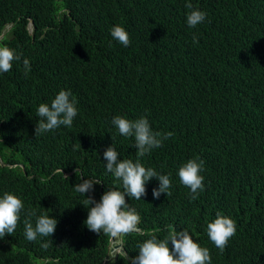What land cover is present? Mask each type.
Masks as SVG:
<instances>
[{
  "label": "trees",
  "instance_id": "1",
  "mask_svg": "<svg viewBox=\"0 0 264 264\" xmlns=\"http://www.w3.org/2000/svg\"><path fill=\"white\" fill-rule=\"evenodd\" d=\"M192 10L206 13L195 28ZM115 25L130 46L113 40ZM0 46L20 56L0 73V197L13 193L24 206L14 233L0 238V264H102L110 234L87 228L84 201L123 191L105 168L107 147L136 160L116 115L173 133L141 158L169 175L171 194L155 199L152 178L141 200L126 197L153 231L123 235L124 254L108 264H131L139 244L173 229L208 248L211 264H264V0H0ZM60 90L76 101L72 126L35 136L38 106ZM189 159L204 161L196 199L178 176ZM88 178L101 183L84 196L74 186ZM31 211L57 219L51 237L26 239ZM217 213L237 228L223 252L207 235Z\"/></svg>",
  "mask_w": 264,
  "mask_h": 264
},
{
  "label": "clouds",
  "instance_id": "2",
  "mask_svg": "<svg viewBox=\"0 0 264 264\" xmlns=\"http://www.w3.org/2000/svg\"><path fill=\"white\" fill-rule=\"evenodd\" d=\"M188 9H193L190 2L185 4ZM206 18V13L200 10H192L187 14L186 23L190 28H195ZM28 29L33 31L32 22H29ZM6 28L11 27V23L6 24ZM2 36V35H1ZM113 40L118 41L125 47L130 46V37L124 27L115 25L111 29ZM193 42L197 43L196 38ZM20 60V56L14 49L7 46H0V73H7L12 69L13 61ZM25 71H30L28 59L23 60ZM70 90H60L51 104L41 103L37 109V116L40 118L35 126V136L54 130L60 126L71 127L74 118L78 114L76 101L71 99ZM112 124L118 129L120 135L124 137H134L136 149V160L119 159L120 153L113 144L103 152V159L106 161L105 168L109 173L122 182L123 191L116 188L107 189L100 197L99 201L91 195H87L84 206L88 208L85 224L87 228L95 233L101 230L109 235L105 258L114 259V251L124 254L123 235L133 232H152L141 227L140 215L129 206L126 197L141 200L146 195V185L152 178L159 181L158 188L153 189V197L159 199L161 194L169 196L171 193V180L169 175L160 174L151 167H145L141 163V158L150 154L155 148L162 146L163 141L170 138L173 133L161 134L154 132L146 117L130 120L121 115H116L112 119ZM3 164V162H1ZM204 170V161L199 159H189L182 164L178 170L180 182L188 187L191 198L196 199L200 192L204 191V177L200 174ZM71 172H67L69 174ZM78 175V173H77ZM82 175L80 176V180ZM101 183L99 180L88 178L74 186L75 191L86 196L94 192V185ZM22 200L15 194L5 192L0 197V238L5 235H12L17 228L20 213L23 209ZM36 217L35 226L30 219H25V236L29 241H35L37 236L51 237L57 226V219L45 214L37 216L35 211L29 213ZM236 223L226 215L217 213L216 218L207 224V235L210 241L220 252H223L229 243L230 238L236 234ZM118 237V238H117ZM119 244V248L116 245ZM171 244V247L169 246ZM47 248L48 245L44 244ZM138 255L131 259V264H211L210 251L206 247H201L187 229L170 230L164 239H157L151 235L138 246ZM108 257H107V256ZM127 255V254H125ZM104 261V260H103ZM103 264V262H102ZM108 264V263H106Z\"/></svg>",
  "mask_w": 264,
  "mask_h": 264
},
{
  "label": "water",
  "instance_id": "3",
  "mask_svg": "<svg viewBox=\"0 0 264 264\" xmlns=\"http://www.w3.org/2000/svg\"><path fill=\"white\" fill-rule=\"evenodd\" d=\"M29 26V25H28ZM116 247L117 248H119V244H117L116 245ZM114 253V259H116L117 258V256H118V253H116L115 251L113 252ZM107 256V255H106ZM108 257V256H107ZM110 260H108V259H104V261H103V264H106V263H108Z\"/></svg>",
  "mask_w": 264,
  "mask_h": 264
},
{
  "label": "rangeland",
  "instance_id": "4",
  "mask_svg": "<svg viewBox=\"0 0 264 264\" xmlns=\"http://www.w3.org/2000/svg\"><path fill=\"white\" fill-rule=\"evenodd\" d=\"M31 27H32V25H31ZM118 238V237H117Z\"/></svg>",
  "mask_w": 264,
  "mask_h": 264
}]
</instances>
